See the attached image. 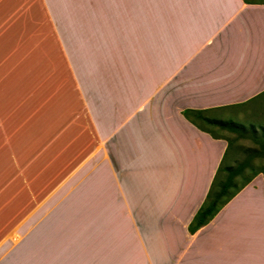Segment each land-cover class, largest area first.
Listing matches in <instances>:
<instances>
[{"label": "crops", "instance_id": "crops-1", "mask_svg": "<svg viewBox=\"0 0 264 264\" xmlns=\"http://www.w3.org/2000/svg\"><path fill=\"white\" fill-rule=\"evenodd\" d=\"M264 103V2L0 0V264H264V173L194 234ZM260 112V110H259Z\"/></svg>", "mask_w": 264, "mask_h": 264}, {"label": "trees", "instance_id": "trees-1", "mask_svg": "<svg viewBox=\"0 0 264 264\" xmlns=\"http://www.w3.org/2000/svg\"><path fill=\"white\" fill-rule=\"evenodd\" d=\"M183 115L191 123L203 131L210 133L213 137H216L217 135L213 130L208 129L207 126H214L221 130H230L237 133L239 136H242L246 131V127L243 124L210 118L207 115V111L185 110ZM250 127L252 132L256 131L254 126ZM259 144V153H263L264 140L259 142ZM251 153V155H253L257 152ZM251 159L252 156H249L246 160L235 167L224 165L222 162L205 201L188 225V232L190 234H194L201 227L205 226L210 220H212L221 208L226 205L240 190L249 184L256 175L264 173V168H256V166L252 164ZM245 170H249L251 175L246 176L244 174Z\"/></svg>", "mask_w": 264, "mask_h": 264}, {"label": "rangeland", "instance_id": "rangeland-1", "mask_svg": "<svg viewBox=\"0 0 264 264\" xmlns=\"http://www.w3.org/2000/svg\"><path fill=\"white\" fill-rule=\"evenodd\" d=\"M254 1L264 2V0ZM257 108L261 109L252 110L253 113H247L244 109H236L208 115L213 119L233 121L243 124L246 127L244 134L239 136L237 133L230 130H221L214 126H207L208 129L213 130L216 135L228 139L230 143V159H228L224 165L235 167L246 160L249 156H252V164H254L256 168H264V152L259 153V142L264 140V103H261L260 105L257 104ZM250 126H254L256 131L252 132ZM251 152L257 153L251 155ZM244 174L246 176L251 175L249 170H245Z\"/></svg>", "mask_w": 264, "mask_h": 264}]
</instances>
